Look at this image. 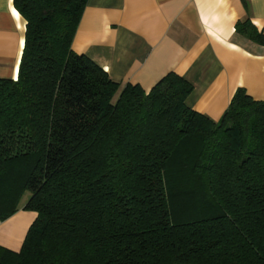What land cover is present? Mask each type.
I'll use <instances>...</instances> for the list:
<instances>
[{
    "label": "trees",
    "instance_id": "16d2710c",
    "mask_svg": "<svg viewBox=\"0 0 264 264\" xmlns=\"http://www.w3.org/2000/svg\"><path fill=\"white\" fill-rule=\"evenodd\" d=\"M25 36L0 79V220L36 214L0 264H264V102L218 122L168 73L148 92L71 50L86 0H12ZM235 34L264 47L249 21ZM27 196V197H26Z\"/></svg>",
    "mask_w": 264,
    "mask_h": 264
},
{
    "label": "crops",
    "instance_id": "0c3cea01",
    "mask_svg": "<svg viewBox=\"0 0 264 264\" xmlns=\"http://www.w3.org/2000/svg\"><path fill=\"white\" fill-rule=\"evenodd\" d=\"M14 11L0 0L3 80H16L24 45L26 23ZM245 20L264 33V0H86L71 50L145 93L176 74L193 88L186 106L216 123L239 89L264 102V47L235 34ZM24 204L0 220V246L12 252L36 219Z\"/></svg>",
    "mask_w": 264,
    "mask_h": 264
},
{
    "label": "snow or ice",
    "instance_id": "6c2138e0",
    "mask_svg": "<svg viewBox=\"0 0 264 264\" xmlns=\"http://www.w3.org/2000/svg\"><path fill=\"white\" fill-rule=\"evenodd\" d=\"M13 15L18 17L19 14L14 11ZM21 43H23V42H21Z\"/></svg>",
    "mask_w": 264,
    "mask_h": 264
},
{
    "label": "rangeland",
    "instance_id": "374dc122",
    "mask_svg": "<svg viewBox=\"0 0 264 264\" xmlns=\"http://www.w3.org/2000/svg\"><path fill=\"white\" fill-rule=\"evenodd\" d=\"M27 197V196H26Z\"/></svg>",
    "mask_w": 264,
    "mask_h": 264
}]
</instances>
